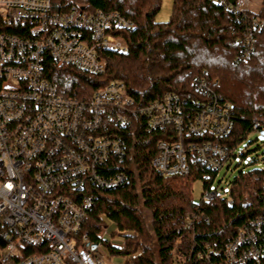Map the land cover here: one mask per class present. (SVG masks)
<instances>
[{
    "label": "built area",
    "instance_id": "2783aa9c",
    "mask_svg": "<svg viewBox=\"0 0 264 264\" xmlns=\"http://www.w3.org/2000/svg\"><path fill=\"white\" fill-rule=\"evenodd\" d=\"M215 1L236 14L242 26L239 55L249 58L264 19L244 6L248 0ZM133 26L117 11L71 5L58 12L52 0H0L1 263L112 264L103 258L110 254L106 244L122 248L124 231L103 214L100 240L90 241L82 230L94 189H112L128 179L121 168L127 144L118 130L127 129L133 115L145 118L146 130L166 133L151 159L159 174L186 175L192 158L215 173L223 165L228 149L212 138L227 136L235 115L233 104L214 89L218 78L195 75L192 83L199 96L188 102L168 92L133 105L120 80L78 98L60 93L44 76L46 55L57 65L103 73L102 52L126 51L120 32ZM252 127L258 129L255 119ZM203 179L209 180L210 174ZM211 183L201 199L225 197L227 191L210 189ZM226 202L232 205L230 198ZM263 222L261 217L246 221L222 249L206 246L198 255L204 254L206 264L261 261Z\"/></svg>",
    "mask_w": 264,
    "mask_h": 264
},
{
    "label": "trees",
    "instance_id": "16d2710c",
    "mask_svg": "<svg viewBox=\"0 0 264 264\" xmlns=\"http://www.w3.org/2000/svg\"><path fill=\"white\" fill-rule=\"evenodd\" d=\"M52 3L58 12L71 5L117 11L134 24L131 30L120 32L128 45L126 51L102 52L106 60L103 73L57 65L46 55L44 76L57 85L60 93L88 97L97 87L120 80L133 98V105L145 104L168 92L177 93L188 102L199 96L193 87L194 76L204 72L209 78L219 79L214 89L234 107L232 131L212 138L227 147L224 161L235 155L237 145L250 131L264 130V29L256 33L250 57L242 59L237 41L242 26L236 21V14L223 4L215 0H173L170 18L159 21L156 15L161 0ZM256 14L264 19V0ZM254 119L258 129L252 127ZM118 133L127 144L121 168L128 179L112 189H94V204L82 231L88 233L90 241L100 240V214L112 219L120 230H133L134 235L125 236L122 248L106 244L110 253L125 258L122 264H206L204 254L200 256L198 252L204 253L206 246L220 250L239 225L256 217L264 220V168L239 171L230 182L227 196L196 202L191 196L192 181L201 178L204 187H208L215 171L192 158L186 175L159 174L151 159L157 141L167 138L166 133L146 130L141 115H133L130 126ZM205 174H210L209 180L203 179ZM227 198L232 200L231 206ZM192 214L196 217L187 226ZM261 231L264 240V222ZM244 264H264V259Z\"/></svg>",
    "mask_w": 264,
    "mask_h": 264
},
{
    "label": "rangeland",
    "instance_id": "374dc122",
    "mask_svg": "<svg viewBox=\"0 0 264 264\" xmlns=\"http://www.w3.org/2000/svg\"><path fill=\"white\" fill-rule=\"evenodd\" d=\"M172 1L173 0H161V7L156 15L157 20L165 21L170 18L172 12ZM258 3L259 0H251V2L248 1L244 6L249 7V9L256 8ZM234 153L235 155L231 157L230 160L224 161L221 168L212 178L210 189L217 188L224 194V191H227L228 193L230 182L239 171L245 172L253 168H264V138H259L258 131H250L246 137L239 142ZM191 186V196L197 202L201 199L206 187H204L201 178L193 180ZM225 196H227V194H225ZM103 215L106 216L105 214ZM123 231L125 236L134 235L135 233L133 230L129 229H125ZM137 252L133 255L137 254ZM103 258L112 264H121L125 259L122 255L116 253H110L108 255L105 254L103 255Z\"/></svg>",
    "mask_w": 264,
    "mask_h": 264
},
{
    "label": "crops",
    "instance_id": "0c3cea01",
    "mask_svg": "<svg viewBox=\"0 0 264 264\" xmlns=\"http://www.w3.org/2000/svg\"><path fill=\"white\" fill-rule=\"evenodd\" d=\"M248 1L251 2V0H248ZM261 2H262V0H259L257 7L256 8H250V9L257 12L261 6Z\"/></svg>",
    "mask_w": 264,
    "mask_h": 264
},
{
    "label": "water",
    "instance_id": "95a60500",
    "mask_svg": "<svg viewBox=\"0 0 264 264\" xmlns=\"http://www.w3.org/2000/svg\"><path fill=\"white\" fill-rule=\"evenodd\" d=\"M258 133H259V138L263 139L264 138V130H259ZM92 246H95V244H92Z\"/></svg>",
    "mask_w": 264,
    "mask_h": 264
}]
</instances>
